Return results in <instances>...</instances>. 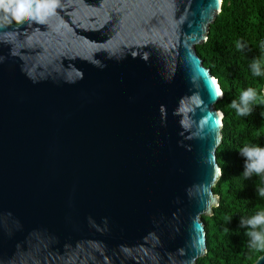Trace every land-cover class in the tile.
Returning a JSON list of instances; mask_svg holds the SVG:
<instances>
[{"label": "water", "instance_id": "1", "mask_svg": "<svg viewBox=\"0 0 264 264\" xmlns=\"http://www.w3.org/2000/svg\"><path fill=\"white\" fill-rule=\"evenodd\" d=\"M43 2L0 24V264H197L223 92L196 48L222 0Z\"/></svg>", "mask_w": 264, "mask_h": 264}, {"label": "trees", "instance_id": "2", "mask_svg": "<svg viewBox=\"0 0 264 264\" xmlns=\"http://www.w3.org/2000/svg\"><path fill=\"white\" fill-rule=\"evenodd\" d=\"M21 22V21H20ZM10 12L0 9V24H18ZM197 54L218 80L222 99L216 107L223 113L222 143L217 162L222 175L214 187L219 205L211 216H203L207 253L197 264H253L264 247L251 243L249 232L264 236V224L255 228L247 221L264 210V171L245 175V147H264V102L249 101L248 112L238 115L231 106L241 105L248 88L261 96L264 87V0H222V9L210 26L207 41ZM259 63L260 75L252 64Z\"/></svg>", "mask_w": 264, "mask_h": 264}, {"label": "clouds", "instance_id": "3", "mask_svg": "<svg viewBox=\"0 0 264 264\" xmlns=\"http://www.w3.org/2000/svg\"><path fill=\"white\" fill-rule=\"evenodd\" d=\"M55 3L43 2L37 0L33 7V0H0V9L5 12H10L13 19L20 22L27 17L29 20L35 19L37 22L42 23L40 17L51 9L55 8ZM253 75H260V67L258 62L252 64ZM215 83V81H213ZM220 90L217 89V95H220ZM264 102V91L261 96L257 97V93L252 88L243 91L240 96L241 105L238 106L235 101H232L231 106L236 109L238 115H244L248 112L247 104L252 102ZM247 158L245 164V175L251 172L260 173L264 171V147H245L241 153ZM260 194L264 195V189L260 190ZM247 223L255 228L257 225L264 224V210L258 212L254 217L249 219ZM248 235L251 237V243L256 247H264V236L260 232L252 231Z\"/></svg>", "mask_w": 264, "mask_h": 264}]
</instances>
